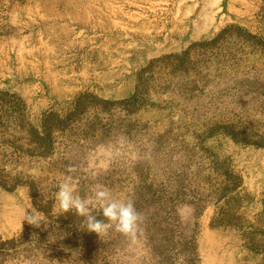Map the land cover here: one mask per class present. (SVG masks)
<instances>
[{
	"label": "rangeland",
	"instance_id": "1",
	"mask_svg": "<svg viewBox=\"0 0 264 264\" xmlns=\"http://www.w3.org/2000/svg\"><path fill=\"white\" fill-rule=\"evenodd\" d=\"M0 264H264V0H0Z\"/></svg>",
	"mask_w": 264,
	"mask_h": 264
},
{
	"label": "clouds",
	"instance_id": "2",
	"mask_svg": "<svg viewBox=\"0 0 264 264\" xmlns=\"http://www.w3.org/2000/svg\"><path fill=\"white\" fill-rule=\"evenodd\" d=\"M75 190L76 184L71 176L59 183L55 199L62 213H68L74 209L80 216L86 217L87 230L98 236L107 234L109 229L114 226L117 231L135 240L138 232L141 231L144 218L132 199L113 197L109 189L97 186L94 197L82 200L79 196L74 195ZM89 205L101 207L103 216L107 218L108 222L98 220L91 215ZM189 209V205H182L177 209L181 219L187 218L186 214ZM24 220L35 227H40L42 223L46 225L45 215L37 210L25 213Z\"/></svg>",
	"mask_w": 264,
	"mask_h": 264
}]
</instances>
